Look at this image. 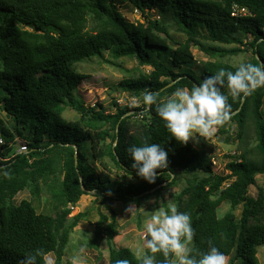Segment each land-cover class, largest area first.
<instances>
[{
	"label": "trees",
	"instance_id": "obj_1",
	"mask_svg": "<svg viewBox=\"0 0 264 264\" xmlns=\"http://www.w3.org/2000/svg\"><path fill=\"white\" fill-rule=\"evenodd\" d=\"M123 2L147 23L128 20L117 7ZM152 11L171 19L185 40L174 42L168 26L151 19ZM213 42L237 44L223 51L249 50L251 55L240 66L204 61L193 68L191 45L213 54L218 51ZM106 51L151 67L117 84L145 97L142 115L151 117L141 133L128 131L131 115L124 114L142 109L126 106L109 113L99 102L100 110L85 106L75 94L87 75L73 64ZM183 88L210 108L213 125L227 138L230 123L241 137L250 120L257 154L229 155L227 173L213 172L210 156L176 135L184 110L173 100L160 102L165 93ZM65 103L80 113L78 121L62 118ZM263 105L264 0H0V109L11 122L0 121V264H49L45 256L50 252L56 255L53 264H62L69 232L63 220L37 212L27 199L12 202L17 192L37 186L57 168L62 172L52 194L57 201L74 204L90 191L100 197L105 212L98 213L90 243L98 248L106 241V264H203L220 256L228 257L227 264H259L264 222L248 224L256 211L248 188L264 174ZM15 138L24 141L25 151L13 152ZM86 146L88 160L101 168L87 161ZM104 156L137 181L112 178ZM197 171L206 175L181 191L187 196L180 209H166L168 228L144 232L147 246L141 256L115 246V201L138 206L174 184L179 172ZM222 202L241 203L240 216L228 211L220 217ZM184 236L192 239V247L174 261V247Z\"/></svg>",
	"mask_w": 264,
	"mask_h": 264
},
{
	"label": "rangeland",
	"instance_id": "obj_2",
	"mask_svg": "<svg viewBox=\"0 0 264 264\" xmlns=\"http://www.w3.org/2000/svg\"><path fill=\"white\" fill-rule=\"evenodd\" d=\"M118 9L125 17L133 22L146 24V19L130 4L118 3ZM155 18L161 24L168 26V32L172 35L174 42H182L186 35L178 29L176 24L163 16H158L152 11L151 19ZM90 26V25H89ZM203 42L206 40H202ZM210 43V42H209ZM213 46L218 47L215 53L204 52L199 45L192 44L191 50L194 54L192 67L198 69L204 61H220L233 66H240L249 59L251 53L249 50H242L237 53H229L223 49L237 46V44L213 42ZM170 46L176 44L170 41ZM73 68L87 77L80 82L75 94L78 99L83 101L85 106L95 107L100 110L96 104L99 102L105 112L114 113L118 108L132 106L142 110H129L124 117L130 116L127 122L128 131L138 134L143 131L146 124L149 123L151 115H142L145 104V97L142 93L123 90L117 84L128 76L136 77L140 72H148V64H140L133 57L123 56L113 58L109 52H104L103 57L93 56L73 64ZM173 100L184 110V116L179 121L176 128V135L185 139L193 146L202 149L211 158V170L222 173L225 171L229 155H239L243 152L257 154L255 145L257 138L253 125L248 120L247 127L243 135L238 137L237 126L234 122L229 124V138L220 134L213 125L211 110L207 105L201 103V100L193 96L187 89H178L173 93H165L160 102ZM148 107H146L147 110ZM264 108V105H263ZM61 116L63 119L75 122L80 119V113L68 103L62 105ZM0 121L4 125H10V116L0 109ZM105 124L104 127H108ZM109 139L101 142V146L107 144ZM23 140L15 138L13 142V152H20V146ZM88 147H85V155L88 162H92L98 168L101 164L93 159L88 160ZM23 151V150H21ZM103 162L107 165L114 179H126L132 182L137 181L135 177L125 174L119 169L109 156L103 157ZM206 173L197 171L193 174L179 172L174 184L165 187L159 195H150L143 199L137 206L134 202L122 203L115 201L113 206L117 212V230L118 235L113 238L116 247H128L137 257L141 256L146 249L144 232L164 231L169 226L168 213L177 212L186 200L187 195H181V191L196 177L205 176ZM62 178V172L57 168L56 173L51 174L45 181H37V186L29 185L16 193L12 202L18 203L21 199L29 200L37 212L48 214L52 217H58L64 222V226L69 229L68 239L64 244L62 254V264H106L108 259V246L105 240H102L99 247L95 248L91 243L95 222L98 219L99 211L105 212L100 203V197L92 192L82 194L79 200L74 204L64 205L57 201L52 194L57 190ZM248 193L253 197L255 212L251 215L248 224L252 226L255 222H264V174L259 173L255 176V184L249 186ZM241 203L231 206L230 202H222L218 207V215L222 217L228 211H232L237 217L240 216ZM64 210H68L67 213ZM64 217V218H63ZM77 218L71 228L69 225ZM192 247V239L184 236L174 247V261L183 259ZM55 253L50 252L45 256L49 264L55 261ZM257 257L259 264H264V245L257 248ZM227 256L210 258L203 264H227Z\"/></svg>",
	"mask_w": 264,
	"mask_h": 264
},
{
	"label": "water",
	"instance_id": "obj_3",
	"mask_svg": "<svg viewBox=\"0 0 264 264\" xmlns=\"http://www.w3.org/2000/svg\"><path fill=\"white\" fill-rule=\"evenodd\" d=\"M259 62H260V61H259ZM260 64H261V62H260ZM257 85H258V84H257ZM200 93H201V92H200ZM243 100H244V98L242 97V98H241L240 105L242 104ZM239 108H240V106H239ZM239 108H238L236 111H238ZM236 111H234V112H236ZM234 112H233V113H234ZM115 143H116V139L114 140L113 145H114ZM76 153H77V151H76V147H75V151H74V157H75V159H76ZM90 192H93V191H90Z\"/></svg>",
	"mask_w": 264,
	"mask_h": 264
},
{
	"label": "built area",
	"instance_id": "obj_4",
	"mask_svg": "<svg viewBox=\"0 0 264 264\" xmlns=\"http://www.w3.org/2000/svg\"><path fill=\"white\" fill-rule=\"evenodd\" d=\"M0 143H2V139H0ZM21 150H23V151L26 150L25 144H23L22 146H20V152H22Z\"/></svg>",
	"mask_w": 264,
	"mask_h": 264
},
{
	"label": "crops",
	"instance_id": "obj_5",
	"mask_svg": "<svg viewBox=\"0 0 264 264\" xmlns=\"http://www.w3.org/2000/svg\"><path fill=\"white\" fill-rule=\"evenodd\" d=\"M226 262H227V260H226Z\"/></svg>",
	"mask_w": 264,
	"mask_h": 264
}]
</instances>
